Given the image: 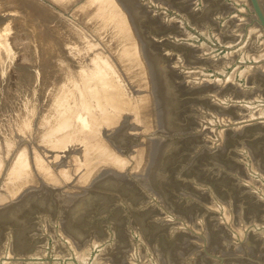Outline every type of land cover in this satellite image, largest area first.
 <instances>
[{"label": "water", "instance_id": "95a60500", "mask_svg": "<svg viewBox=\"0 0 264 264\" xmlns=\"http://www.w3.org/2000/svg\"><path fill=\"white\" fill-rule=\"evenodd\" d=\"M74 30L0 115V264H264V0H82Z\"/></svg>", "mask_w": 264, "mask_h": 264}, {"label": "rangeland", "instance_id": "374dc122", "mask_svg": "<svg viewBox=\"0 0 264 264\" xmlns=\"http://www.w3.org/2000/svg\"><path fill=\"white\" fill-rule=\"evenodd\" d=\"M33 1L36 3L39 1V5H43L42 7L44 8L46 7L47 11L49 12H47L49 17H47L46 21L37 20V24L43 25L47 35L51 37L57 53L59 54L58 57H60V60L62 59L64 63L67 62L65 64V70L68 68L76 55L74 13L82 0ZM9 6L11 8H9ZM25 9L26 10L24 12H26V14L31 13V8ZM17 13L16 7H14L13 4L11 6V0H0V53L3 57L2 61H0V68L4 69L0 77V115L50 94L53 88L56 86V83H58L60 80V75L66 71H63V73L57 71V73L59 72L60 75L54 76L56 78L53 80L55 85L51 83V85H54L53 88L50 86V88H48L49 90L43 89L37 70L34 69V66L32 68L28 65L29 63H26L31 60V44L29 45L28 42L27 31H24L23 29L24 23L22 20H20L21 17H19V13ZM57 25L60 28L67 30L70 35L68 36L67 32L65 35L71 37L67 39L64 37L65 40H62L61 37H58V32H60V29L55 28ZM21 43H23V46H21ZM14 45L16 47L18 45V48L23 49V51L20 49L21 52L17 53V55H14ZM2 63L4 64L2 65ZM29 72L31 73V93H20L18 91V86L20 83L19 77L25 76Z\"/></svg>", "mask_w": 264, "mask_h": 264}, {"label": "bare ground", "instance_id": "6f19581e", "mask_svg": "<svg viewBox=\"0 0 264 264\" xmlns=\"http://www.w3.org/2000/svg\"><path fill=\"white\" fill-rule=\"evenodd\" d=\"M38 2L36 3L33 0H11V6L13 4L14 7H16L17 12L19 13V17H21L20 20H22V22L24 23L23 29L24 31H27L29 45L31 44L30 46L32 51L30 56L31 60H29L26 63H29L28 65L31 66L32 68L33 66L35 67L34 69L37 70L40 81L42 82L43 89L49 90L48 88H50V86H52L53 88V86L55 85L53 83L54 82L53 80L56 79L54 76L60 75V73L59 72L57 73V71L63 73V71L66 70V69L64 70V68L67 62L64 63L62 59L60 60V57H58L59 54L57 53V50L55 48L53 41L51 40V37L47 35V32L45 31L43 25L37 24V20L46 21L47 17H49L48 15L49 12L47 11V8L42 7L43 5L40 6ZM9 8L11 7L9 6ZM25 8H31L32 9L31 13L26 14V12H24L26 10ZM55 28L60 29V32H58V37H61L62 40L64 39V37L65 39L71 37V36L68 37L70 33L67 30L60 28L58 25L55 26ZM66 32L68 36L65 35ZM21 46H23V43H21ZM18 47H19L18 45L17 47L15 45L13 46L14 55L15 54L17 55V53L21 52V50L23 51V49ZM2 59L3 57L2 54L0 53V61H2ZM3 64L4 63H2V65ZM3 70H4L3 68H0V77L3 73ZM61 75L59 78H61ZM30 76L31 73L29 72L25 76L19 77L20 83L19 86L18 85L17 86H18V91L20 93L22 92L31 93ZM51 83H53L54 85L53 84L51 85Z\"/></svg>", "mask_w": 264, "mask_h": 264}]
</instances>
